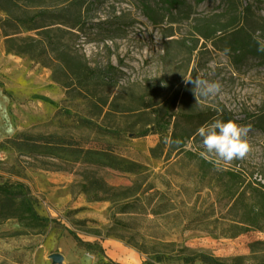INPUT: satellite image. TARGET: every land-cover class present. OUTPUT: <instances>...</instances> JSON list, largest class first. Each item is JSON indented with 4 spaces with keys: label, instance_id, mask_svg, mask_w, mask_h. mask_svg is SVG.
Instances as JSON below:
<instances>
[{
    "label": "rangeland",
    "instance_id": "obj_1",
    "mask_svg": "<svg viewBox=\"0 0 264 264\" xmlns=\"http://www.w3.org/2000/svg\"><path fill=\"white\" fill-rule=\"evenodd\" d=\"M248 2L247 15V0L238 10L188 0L155 22L141 0H0V186L25 184L46 221L0 218V264H59L53 253L61 264H264V64L231 44L247 21L264 43V0ZM86 63L104 77L87 99L68 96ZM184 76L222 88L196 105ZM214 119L249 128L245 158L216 166L199 155L195 133ZM20 133L69 143L6 142Z\"/></svg>",
    "mask_w": 264,
    "mask_h": 264
},
{
    "label": "trees",
    "instance_id": "obj_2",
    "mask_svg": "<svg viewBox=\"0 0 264 264\" xmlns=\"http://www.w3.org/2000/svg\"><path fill=\"white\" fill-rule=\"evenodd\" d=\"M205 0H196V2L201 3ZM227 8H233L234 10L239 9V4L241 0H220ZM143 7L145 9V14L153 21L158 22V14L159 10H164L167 14L173 15L174 11L180 13L182 10L189 5L188 0H141ZM252 7V4L248 2L247 5H244V10H248ZM244 11V12H245ZM37 15H33L30 18H23V17H13L6 19L5 22H10L11 19L14 21H35ZM235 24V22L233 23ZM232 24V25H233ZM205 29H201L203 36L209 38L213 36L215 33H210L208 31L209 24L204 25ZM226 31V28H219L215 29L214 32H221L223 33ZM232 34V46L236 53L247 55V58H256L260 59L259 62L264 64V51L259 50L264 43L252 32V29L247 21V26L242 25L240 27H236L233 29ZM27 46L34 47L36 44L35 42L26 43ZM10 50V49H9ZM41 50V49H39ZM11 51H16L18 53H26L28 54V50L24 49H11ZM31 54V53H29ZM44 54L42 51L37 53V55L32 54L31 56L35 59H39L40 55ZM55 67L54 72L55 76L58 73V69L63 65V60L57 58L55 60ZM85 67L88 69L89 74H82L81 71H78L76 74L75 81L72 80V83L66 84V87L69 88L68 96L70 97H78L81 96L84 99H87V95L84 93V88L94 82V80H99L100 78L104 77L97 73V69L91 67L88 63H86ZM105 77L107 80H110V72H105ZM104 74V75H105ZM80 123L82 126L93 129L95 132L99 134H110V135H117L118 132L112 131L103 127L102 125L98 124L91 118L87 117H80ZM6 142H13L16 143L18 146H24L27 149L34 148V147H43V146H52L55 147L57 145H61L64 143H69L68 140L64 139L63 137H59L57 135H33L28 133H20L16 137L8 138ZM3 143V142H2ZM80 150L87 153L84 147H80ZM89 151V149H87ZM105 152L104 149L99 150L97 149L96 153L102 155ZM107 157H111L113 160L112 166L120 168L118 165L117 159L115 156L108 155ZM0 218L9 219V218H16L19 221L26 222L28 225L32 226L33 228H43L46 226L45 219L41 218L33 206V198L27 186L23 183H18L15 185L11 184H4L0 186ZM209 264H226L215 257H209L207 259Z\"/></svg>",
    "mask_w": 264,
    "mask_h": 264
},
{
    "label": "clouds",
    "instance_id": "obj_3",
    "mask_svg": "<svg viewBox=\"0 0 264 264\" xmlns=\"http://www.w3.org/2000/svg\"><path fill=\"white\" fill-rule=\"evenodd\" d=\"M264 51V45L259 49ZM185 84L193 85V92L200 104L201 97H211L218 94L222 88L219 81H208L200 78L184 76ZM249 128L233 120L227 122L214 119L211 123L200 126L195 135L201 138L203 151L199 155L216 166L226 165L236 159H243L250 151L246 140Z\"/></svg>",
    "mask_w": 264,
    "mask_h": 264
},
{
    "label": "water",
    "instance_id": "obj_4",
    "mask_svg": "<svg viewBox=\"0 0 264 264\" xmlns=\"http://www.w3.org/2000/svg\"><path fill=\"white\" fill-rule=\"evenodd\" d=\"M51 258L53 259V262H54V263H59V264H61V263H63V261H64V256H63L61 253H53V254L51 255Z\"/></svg>",
    "mask_w": 264,
    "mask_h": 264
}]
</instances>
